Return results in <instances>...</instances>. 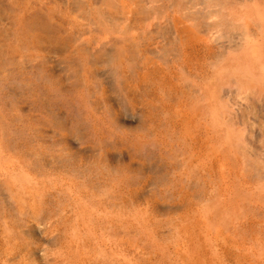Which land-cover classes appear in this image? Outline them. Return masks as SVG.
<instances>
[{
  "label": "rangeland",
  "instance_id": "obj_1",
  "mask_svg": "<svg viewBox=\"0 0 264 264\" xmlns=\"http://www.w3.org/2000/svg\"><path fill=\"white\" fill-rule=\"evenodd\" d=\"M261 6L264 0H0L2 152L22 160L44 184L65 189L50 196L40 218L57 219L61 209L75 208V197L84 195L102 221L99 236L117 245L137 243L140 252L130 263L104 261L97 254L98 264L182 263L186 253L178 228L192 215L214 209L222 219L216 227L233 216L221 200V168L210 177L204 160L195 162L183 125L185 106L197 108L208 125L212 97L218 115L214 134L220 131L214 135L215 150L230 147L232 166L241 169L235 168L239 186L246 184L249 191L252 186L258 197L254 207L246 203L248 190L238 182L241 191H234L240 195H229V202L241 203L248 211H240L254 218L237 240L259 253L264 88H246L249 80L238 65L251 50L248 41L259 43L264 34V24L255 19ZM190 35L207 44L193 67L186 64L183 48ZM225 134L234 137L229 141ZM154 165L166 180L151 195ZM12 197L0 187V247L5 228L33 217ZM135 215L147 220L144 228L133 221ZM29 225L35 261L25 252L8 264H53L59 247L48 243L35 222ZM47 246L56 249L49 262ZM231 255L230 264H239ZM214 257L220 264L221 255ZM0 264L6 263L0 259Z\"/></svg>",
  "mask_w": 264,
  "mask_h": 264
},
{
  "label": "bare ground",
  "instance_id": "obj_2",
  "mask_svg": "<svg viewBox=\"0 0 264 264\" xmlns=\"http://www.w3.org/2000/svg\"><path fill=\"white\" fill-rule=\"evenodd\" d=\"M259 9L260 11L263 10L261 11V15L257 16L258 18L252 16V19L254 18L258 19L259 21L262 22V24H264V8L263 6H261ZM248 21H252V20L250 19ZM245 39L250 40L249 38H245ZM261 40H259L261 43L260 42L255 43V41L253 43L252 41H248L251 50L249 51V53L247 52V54H245L244 62L241 61L242 60L241 59L240 60L241 63L240 64L238 63L239 64L238 68L244 71L246 75L245 78L249 80L247 82L248 85H246L247 86L246 88H248L249 90H251L252 87L250 85L255 86L258 84H262V87L264 88V34ZM204 44L201 40H198L196 37L192 35L186 36V38H184L183 48L185 51L186 64L192 66V64H194L195 61L200 59L199 56L202 55V52L204 48H206L205 46L207 45ZM230 64L232 65L233 63ZM206 74H210V72L208 73L207 71ZM255 75H257L256 78L254 77ZM207 77L210 78L209 75H207ZM207 89L210 90L212 88L210 89L207 88ZM256 89L257 88H255L254 90ZM211 91L212 90H210V93ZM209 106H210L209 110L211 116L209 117L210 120L208 121V125H206L207 120L205 116L197 108H194V110L191 109L187 110L186 106L184 107L185 109L182 108V111H184L187 114L185 118V122L183 123L184 127L186 125L185 130L187 131V136L186 135L185 136L187 137V141L185 140L186 138H184V140L186 142H189L190 143L189 145L192 146V150L195 156L194 157L195 162L197 161L199 164L200 160L202 159L204 160L203 166L204 167L206 166L205 168L207 170V174H209L210 177L214 176L215 172L217 171L216 170L217 167L221 168L220 172L217 171L220 173L219 177L221 178L220 195L222 196V198L220 195L219 196L222 200V203L224 204L223 205L224 209L227 210V212L230 211V213H232L233 216L230 217L228 221L227 219L226 220L224 219L223 222H225V224L223 227L222 226L216 227V224L222 222L221 221L222 219H220L221 216L217 214L216 209H215L216 212H214L213 211L214 209L211 208V210L213 209L212 210L213 212L212 211L209 212V210L208 212H196L197 214L195 213L196 215H192L189 221L185 225L182 224L183 226L178 228V238L182 246V249L184 250V253H186V256L183 258L182 263L180 264H216L215 261L213 260H216L214 256L215 255L218 256V254H220L222 257L220 264H230L232 262L231 254L236 256V258L238 259L237 262L239 264H264V234L260 241L259 253L253 250H248L249 247H246V245L243 247L242 243L239 240H237V237L240 234V230L249 222V219L253 220L254 218L247 215L246 212H241L242 210L248 211V209L245 208V206H242L241 203L239 204L237 202L238 204L234 205V203L232 204L231 202H229V199L231 201V197L229 198V195L232 196L233 194L234 196V193H236L234 189L240 192L242 189L244 190L246 184L242 185L244 186V188L242 189L239 186L241 185L239 184L241 182L237 180L239 179L240 174L235 169L236 167L237 170L240 169L238 168L239 164L235 165L238 162V159L236 162L234 161L235 162L234 165L236 166L234 168L232 166L233 163L232 159L234 154L232 153L233 151L231 152L230 147L222 146V148L221 149L219 148L218 151L215 150L214 141L216 139L214 135L217 134L216 136H218V132L220 131L217 129L218 131H216L214 134V131L217 128L216 117L218 115L216 116L217 111L212 97H210ZM203 121L205 122V125L203 124ZM225 135H224V139H225ZM229 136H231L232 138L234 137L232 136V134L231 135L229 134ZM229 136H227V138ZM231 137H229L228 140L231 139ZM224 139L223 141L224 143H226L227 139L225 140ZM229 143L227 141V144ZM230 145L231 144H229V146ZM4 146H5V142L0 135V187L7 190L10 194L13 195L15 202H17L19 205L20 211H23V208L24 210L28 209V211H30L33 215L31 220L29 219L25 221V223L23 222L22 224H19L17 227L5 228L4 245L3 247H0V259H2L4 263L8 264L10 261L17 259L18 257L19 258L22 257L25 252H27L26 255L30 257L29 261H35L33 257L34 256L33 248L37 244L35 243L34 234H33L34 227L32 225H29V223H34V222L41 227L43 236L46 238L48 243H50V245L52 246L59 247V249L57 250L58 254L57 253L55 254L56 249L55 251H51L52 248H49L48 246L44 248V258L46 259L47 262H49V260H51L52 258L53 264H98V260L95 259L97 254L98 255L100 254L102 256L101 259L104 261L117 260V261H123L125 263H130L132 262V260L134 261V258L137 255L140 254V252L138 251L137 243L117 245L99 236L98 230L100 231V229H102V221L101 219L97 218L95 214L92 213L91 209H89L90 205L86 204L84 200V195H78L75 197L74 200L77 204L75 208L63 209V210L61 209L58 212L60 213V216L57 219L56 217H50L46 219L40 218V214L43 211L44 205L50 202L49 201L50 196L56 194L63 195L65 193V189L60 185L48 186L43 182L39 181L33 172L27 169V167L25 168L23 166L22 160L14 159L12 157H9L7 154L3 153L2 149L4 148ZM113 157H115V155H113ZM153 164L155 163L153 162ZM155 165L154 168H157L156 169L157 173L155 170L156 173L155 181L154 183L152 182L151 189H149L151 195H154L159 190L160 184L166 180V173L164 174L163 170H162L163 173H159L162 172L160 170L161 167H159L160 164H158L159 168L156 167ZM242 181H245V179ZM237 182L241 190L235 188ZM247 184L249 183L247 182ZM250 187L252 188V186ZM71 188L72 187H70V189ZM246 189L247 188H245V190ZM253 189L255 188L253 187ZM250 191L249 190L247 191L246 203H251L250 205L252 206V202L253 204L257 203L256 199H258V197L254 198V194H252ZM262 194L260 195L264 199L263 196L264 194L263 195ZM262 197H260V199ZM218 198L217 200H219ZM259 203L264 204L263 201ZM259 203L257 205H259ZM219 205L217 208L221 211L219 212L221 215L222 212H224L225 210L223 209V207L221 208V205L220 206ZM247 205L249 207V204ZM257 205L255 204L256 207L253 208V210L255 209L258 210ZM251 206L250 208L252 209L254 205L252 207ZM262 208H264V205ZM222 209L224 211H222ZM101 210H106V209L103 206L100 207V211ZM262 210L259 211L260 212L262 211V213L260 214L263 215L264 209ZM112 211L116 212L115 209ZM141 213L143 214V212ZM227 215L231 216L229 215V212L227 213ZM133 221L136 222L137 226H140L142 228H144L147 224V220L143 219L142 215L133 216ZM263 221L264 219L260 223H262ZM113 222L116 223L115 218L113 219ZM262 226L264 227L263 224ZM263 233H264V229H263ZM243 240L246 239L243 238ZM54 254L56 256L51 257L54 256ZM101 259L99 260V263H101L102 261ZM21 264H34V263L33 262L29 263L28 260H26V261H22ZM135 264H138V262L137 263L135 262Z\"/></svg>",
  "mask_w": 264,
  "mask_h": 264
}]
</instances>
